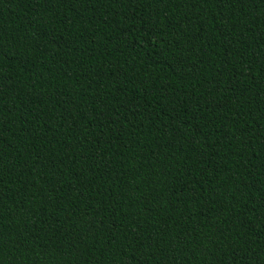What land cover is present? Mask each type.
<instances>
[{
	"label": "trees",
	"instance_id": "obj_1",
	"mask_svg": "<svg viewBox=\"0 0 264 264\" xmlns=\"http://www.w3.org/2000/svg\"><path fill=\"white\" fill-rule=\"evenodd\" d=\"M0 264H264V0H0Z\"/></svg>",
	"mask_w": 264,
	"mask_h": 264
}]
</instances>
